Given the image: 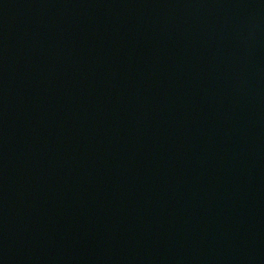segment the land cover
Segmentation results:
<instances>
[{"label": "water", "instance_id": "water-1", "mask_svg": "<svg viewBox=\"0 0 264 264\" xmlns=\"http://www.w3.org/2000/svg\"><path fill=\"white\" fill-rule=\"evenodd\" d=\"M0 264H264V0H0Z\"/></svg>", "mask_w": 264, "mask_h": 264}]
</instances>
